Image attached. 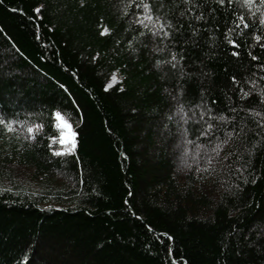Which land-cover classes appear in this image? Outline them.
I'll return each instance as SVG.
<instances>
[{
  "label": "trees",
  "instance_id": "16d2710c",
  "mask_svg": "<svg viewBox=\"0 0 264 264\" xmlns=\"http://www.w3.org/2000/svg\"><path fill=\"white\" fill-rule=\"evenodd\" d=\"M135 3L0 0V115L23 122L0 125V264H264V31L214 0L146 28Z\"/></svg>",
  "mask_w": 264,
  "mask_h": 264
},
{
  "label": "snow or ice",
  "instance_id": "6c2138e0",
  "mask_svg": "<svg viewBox=\"0 0 264 264\" xmlns=\"http://www.w3.org/2000/svg\"><path fill=\"white\" fill-rule=\"evenodd\" d=\"M84 0H81V3H83ZM123 0H121V3ZM134 0H128L129 4H132ZM180 3H182L185 6H188V10H194L200 6L199 0H179ZM204 3H207V0H203ZM214 2L217 5L223 6L227 4L228 6L238 5L240 9H243L244 11H240L239 14H237L236 11H233L231 14L233 17H235L234 24L235 28H230L228 31L230 33H235L237 29L248 30L251 33V37L254 41L259 42L262 40V36L260 34H257L256 31L253 29L258 27L261 31H264V0H214ZM159 5L157 7L156 5ZM135 7L142 9V12L137 13V16H143V20L137 19L136 23L142 24L144 27H148L147 24L144 23V21L154 22L155 24H160V16L163 15L162 9L165 7L164 0H139V3H135ZM34 11L39 12L40 9L36 8ZM159 13V15H157ZM180 16H184L185 12L181 11L179 13ZM248 18H251V20L255 21L258 18L259 24L255 25L253 23L248 22ZM196 20L204 19L202 15H197L195 17ZM169 29L172 28V24L169 23L167 25ZM109 31L108 28H104L101 32V35L107 33ZM153 29L149 28V32H152ZM196 28H192V33L195 35L197 33ZM157 36L162 35L165 39H173L174 33L171 31H163V26H161V30L154 33ZM238 34V33H237ZM141 35H144V33H141ZM228 44L233 45L234 47H238L237 41L231 38L226 37ZM188 41L185 40V43ZM131 43V42H129ZM163 43V41H161ZM261 48H264V43H260L259 45ZM157 51H165L164 48H159ZM239 53L233 52V55H238ZM95 59V57H93ZM180 59H183L181 56ZM253 60H256V56H252ZM177 60V57L175 54L171 55L170 60H159L157 61L158 65H163L166 63H171L172 67H176V63L174 61ZM113 79H115V74H113ZM233 80L235 78L233 77ZM108 86L106 85V88ZM244 96H248V92L243 93ZM52 117V126L59 130V136L56 135H50L48 139L52 142H58L61 145H64L63 148L53 150V155H68L74 152L76 147V131L73 130V126L70 123V120L68 117H65L61 110L54 109L51 112ZM171 119V117H169ZM222 119V117H221ZM14 123H23L21 121H14L7 119L5 116L0 115V125H3L5 130L7 132L13 131V124ZM43 124L38 123H32L30 126L27 127L28 132V139L32 140L35 139V133L41 131L43 129ZM213 126L211 124L207 125V128H212ZM200 135H205V131H201ZM191 143V141H188ZM49 150L51 149V145H49ZM171 239V237H169Z\"/></svg>",
  "mask_w": 264,
  "mask_h": 264
},
{
  "label": "rangeland",
  "instance_id": "374dc122",
  "mask_svg": "<svg viewBox=\"0 0 264 264\" xmlns=\"http://www.w3.org/2000/svg\"><path fill=\"white\" fill-rule=\"evenodd\" d=\"M113 74H115V79H113ZM113 74L111 75V77H110V79H109V81H108V83H107V86H111L112 84H114L115 82L118 81V77H117L116 72H114ZM57 131H58V136H59V130L57 129ZM56 143H57V145H59V148H58V149L64 147V145H61V144H59L58 142H56Z\"/></svg>",
  "mask_w": 264,
  "mask_h": 264
}]
</instances>
